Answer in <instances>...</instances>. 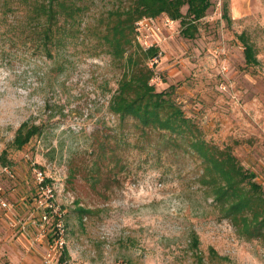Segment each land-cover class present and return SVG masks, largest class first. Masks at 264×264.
Segmentation results:
<instances>
[{
	"label": "rangeland",
	"instance_id": "obj_1",
	"mask_svg": "<svg viewBox=\"0 0 264 264\" xmlns=\"http://www.w3.org/2000/svg\"><path fill=\"white\" fill-rule=\"evenodd\" d=\"M110 2L90 0L91 26ZM6 28L0 26V154L5 149L7 157L0 163V264H264V234L225 214L202 181L194 148L165 146L157 154L164 145L153 143L146 160L131 119L109 110L122 67L93 29L90 37H65L49 57L30 26ZM196 28L184 36L180 20L165 13L134 27L140 46H158L148 61L150 82L168 92L211 150L228 151L252 172L264 195V0H210ZM241 32L254 51L250 64ZM22 121L40 130L14 148Z\"/></svg>",
	"mask_w": 264,
	"mask_h": 264
},
{
	"label": "trees",
	"instance_id": "obj_2",
	"mask_svg": "<svg viewBox=\"0 0 264 264\" xmlns=\"http://www.w3.org/2000/svg\"><path fill=\"white\" fill-rule=\"evenodd\" d=\"M183 5H186L184 13L181 12ZM209 5L210 0H112L104 11L92 15L95 22L91 26L90 0H0V26L6 23V30H12L16 23L27 24L41 42L43 54L49 57L64 43L65 37L79 36V33L90 37L93 29L95 39L122 67L108 108L122 119H131L138 137L142 138L137 146L145 159L152 153L153 143L164 145L157 148V154L167 151L162 149L165 146L183 144L194 148L203 160L202 181L211 186L212 197L225 209V214L241 219L245 229L264 234V195L260 194V184L253 180L254 174L244 171L228 151L211 150L168 92L155 89L150 82L154 72L148 61L157 54L158 46L143 48L135 40L134 22L142 16L155 17L161 13L179 19L182 34L192 36L197 29L196 21ZM223 15L226 16L225 11ZM244 33L239 35L245 62L250 64L255 56ZM39 130L38 124L22 121L15 130L12 146L21 148ZM0 163H7L5 149L0 154ZM56 223L55 217L52 224ZM196 242L194 235L193 243ZM66 253L64 248L60 259ZM199 260L202 261L200 256ZM212 263L208 260L202 264Z\"/></svg>",
	"mask_w": 264,
	"mask_h": 264
},
{
	"label": "built area",
	"instance_id": "obj_3",
	"mask_svg": "<svg viewBox=\"0 0 264 264\" xmlns=\"http://www.w3.org/2000/svg\"><path fill=\"white\" fill-rule=\"evenodd\" d=\"M149 19H152L151 16H142L141 18L137 19L135 21V27L136 28H139L140 26L142 25H146L148 26V20ZM2 169L6 172H8V167L6 165H4L2 167ZM35 174H36V178L38 179V181L40 182V187L42 188L43 192L45 193L46 195V199H51V197L53 196V192H52V188L49 186L48 183H44L42 182L43 179H44V176H43V172L41 170H36L35 171ZM51 206V203L48 204ZM58 225V223H56ZM57 243L60 247H62V243H63V239H62V236L61 234L58 235V238H57ZM59 264H66L63 260H60ZM111 264H126L125 261L123 260H117Z\"/></svg>",
	"mask_w": 264,
	"mask_h": 264
}]
</instances>
